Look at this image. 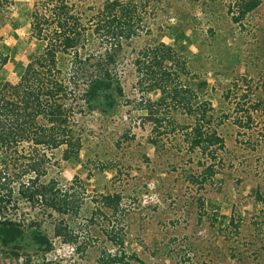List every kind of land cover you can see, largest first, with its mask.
<instances>
[{
	"label": "rangeland",
	"instance_id": "rangeland-1",
	"mask_svg": "<svg viewBox=\"0 0 264 264\" xmlns=\"http://www.w3.org/2000/svg\"><path fill=\"white\" fill-rule=\"evenodd\" d=\"M37 1L0 0V62L7 58L1 82L16 84L42 52L30 24ZM66 1L85 22L104 2ZM122 1L137 6L142 31L117 55L122 90L113 95L112 109L100 112L101 99L92 109L79 96L68 100L69 125L80 143L76 158L64 159L66 146L50 151L33 139L19 145L23 155L45 152L40 181L74 196L78 214L45 213L41 205L19 201L5 216L41 225L52 250L44 253L26 240L18 251L17 244L0 247V264H103L107 253H124L129 264H264V0L242 18L243 0ZM158 44L173 49V63L185 62L183 87L211 105V124L204 125L209 116L199 123L223 140L215 161L212 149L190 151V130L201 113L174 104L162 111L169 124L164 120L158 128L147 119L146 99L154 102L161 94L143 91L148 84L140 82L136 54ZM70 60L64 56L59 64L66 70ZM207 161L215 171L203 180L199 164ZM114 193L121 196L119 211H96L100 197ZM55 224L74 230L77 244L56 237ZM108 236L123 240L122 246Z\"/></svg>",
	"mask_w": 264,
	"mask_h": 264
},
{
	"label": "trees",
	"instance_id": "trees-1",
	"mask_svg": "<svg viewBox=\"0 0 264 264\" xmlns=\"http://www.w3.org/2000/svg\"><path fill=\"white\" fill-rule=\"evenodd\" d=\"M243 1L239 6L240 18L258 6L257 0ZM75 8V3L69 4L66 0H38L30 24L32 36L44 44L42 52L27 65L16 84L0 81V247L3 248L17 244L14 247L18 251L23 247L18 244L27 240L44 253L52 250L41 225L31 221L29 226H24L20 219L16 220V214L5 216L9 208L16 210L19 207V201L38 208L41 205L45 213L78 214L80 205L74 196L67 192L62 194L60 189H55L53 181L47 184L40 181L47 158L45 152L39 156L37 153L23 155L19 152V145L33 139L36 145L50 151L66 146L64 159L76 158L80 143L78 138L74 139L73 126L69 125L71 106L68 100L79 96L92 109L101 105V99L104 104L100 112L112 109L113 95H120L122 90L115 72L117 55L124 41L142 31V17L132 3L104 0L88 24ZM172 52V48L158 44L136 54V69L142 77L140 82L144 85L145 79L148 84L143 91L159 90L161 94L154 102L146 99L147 119H152L158 128L162 127L164 120L169 124L171 117L162 111L174 104L188 109L189 114L201 113L202 118L190 130V151L212 149L210 162L211 159L215 161L214 154L217 149H223V140L212 129L203 131L199 123L209 116L204 125L211 124V105L200 101L196 94L183 87L179 79L185 73V62L173 63ZM64 56L71 59L66 70L59 64ZM6 63L7 58L3 57L0 68ZM79 82L84 89L80 88ZM180 94L184 96L180 97ZM191 103L197 109H193ZM213 146L217 148H210ZM27 157L36 158L27 163L24 162ZM5 162L6 165L1 167ZM210 162L199 164L204 168L203 180L214 175L215 165ZM99 203L96 211L106 215L101 209L104 208L114 214L119 211L121 196L105 194ZM53 233L64 243L77 244L78 234L68 225L55 224ZM107 239L112 245L123 244V240L114 236ZM107 254V261L102 259L103 264H129L124 253Z\"/></svg>",
	"mask_w": 264,
	"mask_h": 264
}]
</instances>
